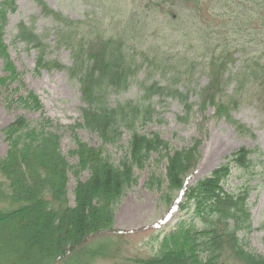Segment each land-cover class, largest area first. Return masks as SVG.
<instances>
[{"label": "trees", "instance_id": "obj_1", "mask_svg": "<svg viewBox=\"0 0 264 264\" xmlns=\"http://www.w3.org/2000/svg\"><path fill=\"white\" fill-rule=\"evenodd\" d=\"M163 1L153 4L157 15L164 14ZM244 2L246 7L240 18L244 30L256 23L257 30L264 34V0ZM14 3L15 0H0V61L5 74L0 77V97L10 93L9 108L15 105L40 114L41 119L31 122L18 116L2 131L7 151L0 158V264H93L96 258H108L107 245L83 247L97 235L116 232L115 212L125 193L137 185L135 171L144 170L154 156L156 168L165 161L164 177L153 173L144 187L160 192L161 201L169 205L175 194L184 189L198 163L200 142L174 150L158 134L136 132L151 121L150 106L126 103L110 108L107 104L110 92L126 91L144 64L150 63L152 46L137 51L142 32L107 35L105 30L63 18L37 0L42 14L60 25L57 46L69 51L71 65L48 61L44 39L24 23L17 26L14 43L36 52V75L64 71L79 86L83 105L80 123L67 128L74 145L68 155L76 160L75 165H70L60 149L62 127L44 118L38 95L27 88L10 60L4 35L7 15L15 11ZM212 3L182 0L176 20L193 19L202 27L198 30L202 42L196 52L201 54L200 66L208 82L198 94L200 110L212 107L215 117L230 120L236 96L250 88L259 96L264 95V48L254 58H247L245 50L236 58L239 50L231 48L227 40L214 38L221 35L217 28L223 29L229 17L219 16L218 3ZM126 13L122 7L117 16L123 18ZM156 59L157 56L152 57V64ZM237 62L241 65L232 74L231 68ZM194 67L193 63L191 68ZM229 83H233L234 91L233 100L227 102L223 95ZM166 92L180 99L186 113L190 111L186 96L156 83L143 89V97L150 100ZM79 129L96 134L103 147L118 145L123 131L131 132L125 157L114 165L104 156L103 148L90 147L78 137ZM252 153L244 148L236 151L206 178L187 187L178 205L181 216L160 241L156 255L136 263L264 264V257L249 251L239 237L251 232L248 189H226L233 168L249 173ZM84 173L88 178L82 182ZM68 174L75 180L72 207L67 197Z\"/></svg>", "mask_w": 264, "mask_h": 264}, {"label": "rangeland", "instance_id": "obj_2", "mask_svg": "<svg viewBox=\"0 0 264 264\" xmlns=\"http://www.w3.org/2000/svg\"><path fill=\"white\" fill-rule=\"evenodd\" d=\"M50 10L70 21H81L87 26L105 30L107 35H121L123 32H142L141 47L137 51H146L149 46L150 63H145L140 73L135 77L124 92H110L107 104L110 108L126 103L144 104L153 110L152 119L144 126H139L136 132L144 135L158 134L162 140L169 143L174 150L190 146L194 141L200 142L198 163L185 181L184 189L175 194L172 203L166 205L160 199L161 193L149 191L145 182L153 173L164 177L165 161L155 167V156L142 171H135L137 185L125 193L115 212V233H103L89 239L83 248H105L108 258H96L93 264H138V260L156 255L159 243L164 235L174 227L181 214L178 205L182 202L184 191L194 183L206 178L236 151L244 148L252 151L249 173L236 168L226 183L228 191L248 189V208L251 218V232L240 234L239 237L247 249L264 257V95L253 88L236 96V106L231 110V119L217 118L214 110L209 107L204 112L200 110L198 94L208 82L201 69V54L196 52L201 45L196 21L176 20L179 16L182 0H164V14H156L158 10L153 4L156 0H41ZM217 0H210L212 6ZM245 0H221L217 4V14H226L224 28H217L220 40L227 43L235 51H240V58L245 50L247 58L261 54L264 48L263 31H258L255 23L251 29L244 30L240 21L245 9ZM15 11L7 15L4 41L8 48L10 60L21 74V78L29 90L34 91L44 107V118L62 127L59 132L60 149L70 165L76 160L68 153L74 148L67 128L80 123V113L83 105L77 82L64 71L34 73L36 52L27 50L23 44L14 43L17 26L24 23L32 28L35 34L44 39L46 59L57 61L65 67L71 65L70 53L57 46V36L60 25L42 14L37 0H15ZM104 4V5H103ZM106 5V6H105ZM109 6V7H107ZM126 10V15L119 18L118 12ZM171 13V15H169ZM111 14V15H110ZM205 19V18H203ZM117 23L111 25V23ZM202 25V23H201ZM242 28V29H241ZM127 29V30H126ZM257 33V34H254ZM132 35V34H131ZM131 35L127 36L131 38ZM262 35V36H261ZM129 44H131V42ZM216 44L212 45L214 48ZM157 56L155 64L152 57ZM195 67L192 69V64ZM198 65V66H197ZM237 62L232 68L235 74L240 67ZM0 61V77L5 74ZM167 88L170 92L177 90L190 105L186 113L183 104L177 97L167 95L153 96L150 100L143 97V89L152 84ZM264 90V89H263ZM234 91L233 83L226 86L223 100L231 101ZM10 93L0 97V158L7 151L2 131L18 116H23L31 122L41 119L40 114L30 113L13 105L8 107L7 99ZM260 98V100H258ZM42 116V117H43ZM78 137L87 145L103 148L104 156L114 165H118L126 155L131 132L123 131L121 141L116 146L102 145L96 134L85 130H77ZM88 174L84 173L80 181L84 182ZM75 180L68 174L67 197L69 205H74L72 191ZM99 245V246H98Z\"/></svg>", "mask_w": 264, "mask_h": 264}]
</instances>
